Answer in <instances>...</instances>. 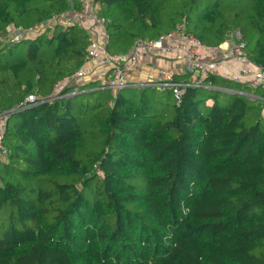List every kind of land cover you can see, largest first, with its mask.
I'll return each mask as SVG.
<instances>
[{
	"label": "trees",
	"instance_id": "16d2710c",
	"mask_svg": "<svg viewBox=\"0 0 264 264\" xmlns=\"http://www.w3.org/2000/svg\"><path fill=\"white\" fill-rule=\"evenodd\" d=\"M81 7L0 0V264H264L263 91L210 74L180 100L94 82L24 104L86 64L88 30L49 24ZM96 7L111 56L183 25L207 48L239 31L264 66V0Z\"/></svg>",
	"mask_w": 264,
	"mask_h": 264
},
{
	"label": "built area",
	"instance_id": "2783aa9c",
	"mask_svg": "<svg viewBox=\"0 0 264 264\" xmlns=\"http://www.w3.org/2000/svg\"><path fill=\"white\" fill-rule=\"evenodd\" d=\"M80 1L82 3L80 9H72L68 13L54 16L49 24L52 26L56 24L62 26L79 24L86 28L85 24L87 22H93L101 29L102 33L99 37H91V46L88 50L86 64L73 75L59 81L55 85L54 96L52 98L43 100L31 95L24 101V104L36 100L47 102L60 98V92L68 86L74 88L73 94H78L80 92L79 89L83 85L91 81L98 82L100 80L102 81V85L97 89L111 91L114 95L122 90L130 88H155L159 90H171L175 98L180 100L186 89L200 88L204 78L210 74H214L219 65L227 62V59L217 62L205 61L200 51L207 47L201 40L186 32L183 25H179L177 29L161 36L155 41L135 40L131 49L125 54L111 56L106 50L108 41L106 31L107 21L99 15L98 8L96 7L97 0ZM239 34V31L235 32L234 38L229 39L227 45L231 48L230 58L234 61L242 62L244 66H241L229 79L234 83L248 87L252 91L264 92V66L252 62L246 53L236 55L232 51L234 49L246 51L245 43L240 41L242 37L241 34ZM19 36L20 34L15 35L13 40H18ZM168 41H176V44L167 47V51L181 52L182 58L186 62V73L193 75L195 79L178 81L164 68L150 64L149 69L155 73V77L141 81L132 80L131 75L142 71L146 66V64L143 63L142 57L146 54H152L155 51H165L164 45ZM90 65L94 69H97V71L92 70V68L89 67ZM105 69H107V71ZM99 70H103V72L98 73ZM244 94L255 99V96L249 93ZM14 112V110L0 111V158L7 157V149L4 145V134L7 130V123Z\"/></svg>",
	"mask_w": 264,
	"mask_h": 264
},
{
	"label": "crops",
	"instance_id": "0c3cea01",
	"mask_svg": "<svg viewBox=\"0 0 264 264\" xmlns=\"http://www.w3.org/2000/svg\"><path fill=\"white\" fill-rule=\"evenodd\" d=\"M85 27L89 30V33L91 34V37H99L102 33L101 29L96 26L93 22H87L85 24ZM104 44V43H103ZM102 44V45H103ZM176 41H168L164 45L165 51H155L152 54H146L142 57L143 63L146 64L145 68L138 72L131 75L132 80H146L149 78L155 77V73L149 69L150 64H154L157 67L164 68L167 70L174 78H180L179 81H189L190 79H195L193 75L186 73V62L182 58V54L179 51L174 52H168L167 47L175 45ZM231 48L227 45V41L222 43L217 48H206L201 49V54L203 55V59L205 61H222L224 59H227V62L225 64L219 65L217 70L215 71V75H220L223 78L229 79L231 76H233L238 69L241 66H244V64L241 62H237L232 60L231 57ZM236 55L240 53H246L247 51H241L238 49L232 50ZM92 68V70L97 71V69H94L91 65L89 66ZM107 71V69H105ZM102 73L103 70H99L98 73ZM95 82V83H94ZM97 81H91L89 83L96 84ZM100 90V89H99Z\"/></svg>",
	"mask_w": 264,
	"mask_h": 264
},
{
	"label": "rangeland",
	"instance_id": "374dc122",
	"mask_svg": "<svg viewBox=\"0 0 264 264\" xmlns=\"http://www.w3.org/2000/svg\"><path fill=\"white\" fill-rule=\"evenodd\" d=\"M239 35H240V34H239ZM241 37H242V36H241ZM97 83H98V85H99V86H101V85H102V81H101V80H100V81H98ZM97 88H99V87H97Z\"/></svg>",
	"mask_w": 264,
	"mask_h": 264
}]
</instances>
